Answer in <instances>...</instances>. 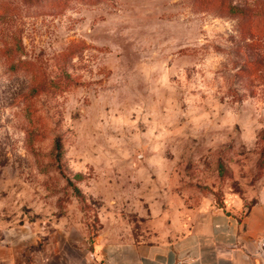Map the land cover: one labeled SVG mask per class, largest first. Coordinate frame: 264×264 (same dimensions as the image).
<instances>
[{
    "label": "rangeland",
    "instance_id": "obj_1",
    "mask_svg": "<svg viewBox=\"0 0 264 264\" xmlns=\"http://www.w3.org/2000/svg\"><path fill=\"white\" fill-rule=\"evenodd\" d=\"M237 25L192 0H0V264H103L257 199L264 69L237 74Z\"/></svg>",
    "mask_w": 264,
    "mask_h": 264
},
{
    "label": "crops",
    "instance_id": "obj_2",
    "mask_svg": "<svg viewBox=\"0 0 264 264\" xmlns=\"http://www.w3.org/2000/svg\"><path fill=\"white\" fill-rule=\"evenodd\" d=\"M185 226L174 217L154 240L119 243L110 254L102 250L103 264H259L264 189L245 210L214 207Z\"/></svg>",
    "mask_w": 264,
    "mask_h": 264
},
{
    "label": "trees",
    "instance_id": "obj_3",
    "mask_svg": "<svg viewBox=\"0 0 264 264\" xmlns=\"http://www.w3.org/2000/svg\"><path fill=\"white\" fill-rule=\"evenodd\" d=\"M200 9L219 15L235 17L240 30V43L250 49V54L237 74L250 77L264 69V51L255 47L264 38V1L262 0H192ZM251 51L253 53H251Z\"/></svg>",
    "mask_w": 264,
    "mask_h": 264
},
{
    "label": "built area",
    "instance_id": "obj_4",
    "mask_svg": "<svg viewBox=\"0 0 264 264\" xmlns=\"http://www.w3.org/2000/svg\"><path fill=\"white\" fill-rule=\"evenodd\" d=\"M260 249H261V251L264 252V243H260ZM258 253H260L259 255L261 256L259 264H264V253L263 254H262V252H258Z\"/></svg>",
    "mask_w": 264,
    "mask_h": 264
}]
</instances>
